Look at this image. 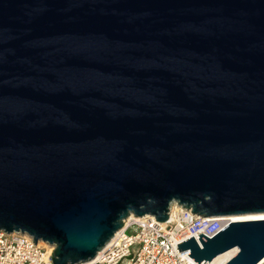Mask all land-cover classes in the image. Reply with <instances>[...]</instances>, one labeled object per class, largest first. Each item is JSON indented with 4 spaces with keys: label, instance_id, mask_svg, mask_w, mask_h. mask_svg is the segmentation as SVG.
I'll use <instances>...</instances> for the list:
<instances>
[{
    "label": "water",
    "instance_id": "1",
    "mask_svg": "<svg viewBox=\"0 0 264 264\" xmlns=\"http://www.w3.org/2000/svg\"><path fill=\"white\" fill-rule=\"evenodd\" d=\"M264 213V0H0V231L93 259L131 213ZM177 243L264 264V219Z\"/></svg>",
    "mask_w": 264,
    "mask_h": 264
},
{
    "label": "built area",
    "instance_id": "2",
    "mask_svg": "<svg viewBox=\"0 0 264 264\" xmlns=\"http://www.w3.org/2000/svg\"><path fill=\"white\" fill-rule=\"evenodd\" d=\"M178 202L169 203L168 218L162 222L155 221V216L150 213L142 216L131 213L93 259L77 264H219L222 260L217 256L209 262L197 263L184 254L188 250L179 251L177 243L193 236L201 246L198 234L210 238L235 221L230 220L231 215L205 217ZM52 249L53 245L41 240L33 243L27 232L0 231V264H49L47 257H51ZM231 249L236 247L226 251ZM231 257L220 264H225Z\"/></svg>",
    "mask_w": 264,
    "mask_h": 264
},
{
    "label": "bare ground",
    "instance_id": "3",
    "mask_svg": "<svg viewBox=\"0 0 264 264\" xmlns=\"http://www.w3.org/2000/svg\"><path fill=\"white\" fill-rule=\"evenodd\" d=\"M131 215V214H130ZM230 220L232 221H241V220H253V219H257V218H262L264 219V213H257V214H241V215H231ZM236 252V249H231L229 251H226V253L221 254L219 256H217V259H221L222 261L220 263H222L223 261H225L227 258L231 257L234 253ZM219 263V264H220Z\"/></svg>",
    "mask_w": 264,
    "mask_h": 264
}]
</instances>
